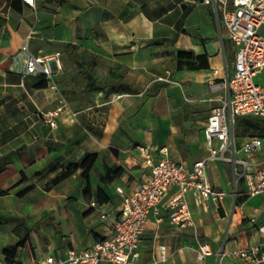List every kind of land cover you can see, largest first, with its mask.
Wrapping results in <instances>:
<instances>
[{"label":"crops","instance_id":"0c3cea01","mask_svg":"<svg viewBox=\"0 0 264 264\" xmlns=\"http://www.w3.org/2000/svg\"><path fill=\"white\" fill-rule=\"evenodd\" d=\"M26 43L36 55L60 53L63 69L51 80L22 77L12 55ZM235 57L212 6L200 0H0V259L32 264L108 236L122 195L150 173L141 147L155 160L166 149L188 167L206 158L204 129L227 94ZM92 69L105 79L123 75L134 91L86 90ZM54 85L77 112L60 114L56 127L43 119L57 106ZM87 153L98 154L89 195L81 170L61 177ZM207 178L226 192L223 202L190 193L193 226L175 224L165 208L161 220L150 216L137 264H258L229 253L264 248V195H247L243 181L239 190L225 161H212ZM175 193L168 189L164 201ZM202 243L212 249L204 259Z\"/></svg>","mask_w":264,"mask_h":264},{"label":"built area","instance_id":"2783aa9c","mask_svg":"<svg viewBox=\"0 0 264 264\" xmlns=\"http://www.w3.org/2000/svg\"><path fill=\"white\" fill-rule=\"evenodd\" d=\"M34 4V0H26ZM211 5L221 26L236 48L234 72L224 80L227 94L221 104L213 107L204 129L205 144L209 155L188 167L171 157L166 149L164 156L155 160L152 154L141 147L145 161L150 167L148 177L130 194H123L119 217L113 220L111 233L88 248L68 249L64 254H50L32 264H137L141 256L142 235L150 216L161 220L162 210L169 212L171 221L181 227L193 226L194 216L189 204V195L219 206L226 192L214 187L207 178L210 164L221 160L232 164L236 186L240 181L246 185L247 195H264V132L262 135H238V116L255 115L264 119V83L255 77L264 73V0H200ZM11 68L25 77L28 74L44 75L46 80L54 77L56 70L63 69L60 53L36 55L26 43L12 55ZM217 73L218 71L215 70ZM57 106L43 114V119L52 127L57 126V117L72 109L68 97L54 85ZM121 96L114 93L112 99ZM170 188L176 193L167 201ZM93 207L98 203L93 201ZM110 216L108 211L102 218ZM264 233V221L258 224ZM161 259L167 258V247L160 246ZM212 254L208 243H202L198 257L204 259ZM230 256L237 260L264 264V248L261 244H246L235 248ZM0 264H26L0 259Z\"/></svg>","mask_w":264,"mask_h":264},{"label":"trees","instance_id":"16d2710c","mask_svg":"<svg viewBox=\"0 0 264 264\" xmlns=\"http://www.w3.org/2000/svg\"><path fill=\"white\" fill-rule=\"evenodd\" d=\"M68 46L76 48V46L72 44H69ZM41 76L43 77V79H45L44 75H41ZM85 89L89 91H103L107 95L112 92L134 91L129 85L124 83L123 75H116L112 78L105 79V78H102L96 75L94 69L86 73ZM62 92L67 96V94L63 90ZM260 123L261 122H256V123H251V124L249 123L250 128H245L243 130L246 131V133H250L248 132V130L252 128L253 131L251 134L262 135L264 132V125L261 127ZM90 129H94L93 126L92 127L90 126ZM97 158H98L97 153L85 154L79 161L70 164L68 168L69 170L67 172L66 171L62 172L61 177L63 178L67 176L71 172V168H73V170H81L79 177L82 182L83 191L85 195H89L91 191V172L96 167ZM5 193L6 191L4 190L0 191V195H3Z\"/></svg>","mask_w":264,"mask_h":264},{"label":"rangeland","instance_id":"374dc122","mask_svg":"<svg viewBox=\"0 0 264 264\" xmlns=\"http://www.w3.org/2000/svg\"><path fill=\"white\" fill-rule=\"evenodd\" d=\"M255 80L257 82L264 83V73H261V74L257 75L255 77ZM256 122H261L260 123L261 127L264 125V123H262V122H264V119L263 118H259V117L255 116V115L238 116L237 117V122H236V125H235L236 133L238 135H246L247 133L243 129L250 128L249 125L251 123H256ZM249 130H248V132H250V134H251L253 129L251 128ZM241 186H242V182L239 183V190L241 189Z\"/></svg>","mask_w":264,"mask_h":264}]
</instances>
